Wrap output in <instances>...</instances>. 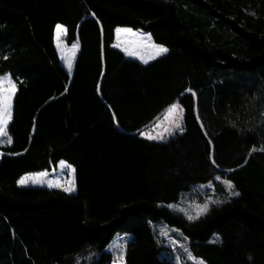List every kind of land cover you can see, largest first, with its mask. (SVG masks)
<instances>
[{"label":"trees","instance_id":"trees-1","mask_svg":"<svg viewBox=\"0 0 264 264\" xmlns=\"http://www.w3.org/2000/svg\"><path fill=\"white\" fill-rule=\"evenodd\" d=\"M57 23L79 45L71 76ZM118 26L168 52L148 64L126 58L112 46ZM4 54L0 74L18 91L13 143L0 146V264H112L105 249L117 232L131 235L125 264H176L157 244L158 221L206 264H264V153L251 152L264 146V0H0ZM173 102L186 131L167 143L140 137ZM60 160L75 169L74 193L17 185ZM215 176L240 195L193 221L167 207Z\"/></svg>","mask_w":264,"mask_h":264},{"label":"snow or ice","instance_id":"snow-or-ice-1","mask_svg":"<svg viewBox=\"0 0 264 264\" xmlns=\"http://www.w3.org/2000/svg\"><path fill=\"white\" fill-rule=\"evenodd\" d=\"M55 28L56 34L54 40L56 50L59 53L60 59L64 62V65L68 70V74L71 76L75 53L79 45L78 43H73L71 48L68 49L62 42L66 33L64 26L57 23ZM115 36L116 42L112 46L119 48L126 56L136 57L143 64H148L149 61L155 60L157 57H160L168 52V48H166L163 44L154 43L150 34L141 33L139 30L133 32L131 28L117 27L115 29ZM0 59L7 61L9 59V55L4 54L0 57ZM97 90L99 91V86ZM17 91V82L13 79L12 75L9 72H3L0 74V145H11L13 143V138L9 135L8 128L10 122L13 120V101ZM65 91H67V87L65 88ZM186 92L191 93V88L186 89ZM192 94L195 95V93ZM184 115L185 110L181 107V105L178 102H173L167 106L162 116H156L153 121H151L148 125H145L146 130H138V135L148 141L167 143L169 142L170 137H175L177 133L183 134L186 131L184 127ZM261 116L264 117V112L261 113ZM113 119L114 121L116 120L115 114H113ZM197 120H200L198 115ZM200 126L201 129H203L202 122ZM232 127H236V125L232 124ZM261 127H264V121H262ZM248 131L251 132L252 130L249 129ZM205 135H207L206 132ZM207 143L211 144L212 141L209 139ZM257 150L264 153V146L259 149L253 146L251 152H255ZM209 161L213 167H218L216 160L214 159V155L210 154ZM58 167L60 171L57 173L56 169H53V173L51 175L54 178L52 179H48L50 175L48 171H41L21 175L17 179L16 183L18 186L46 184L49 189H62L65 193H74L76 191L75 169L71 164H67L64 160H60L58 162ZM228 171L234 170L229 169ZM65 176L66 178H62ZM214 179L216 181H220L222 185L225 186L228 190V196L223 200L219 198L212 199L209 197L205 203L197 205V213L195 216L189 215L183 208H178L177 210L183 212L189 221L196 220L207 214L209 212L210 205H221L228 202L229 197H238L240 195L238 191H235V185L231 180L221 179V176H215ZM167 207L169 209H173L177 206L168 204ZM159 235L165 239L163 241L158 239V245L167 242L168 245L173 247L174 251H176L177 241L169 236L168 230L161 228L159 230ZM130 239L129 234L125 233L122 237L118 236L116 242L110 244L105 249L106 253L113 255L112 264H124L127 242ZM219 239L220 238L217 236L214 242H219ZM120 241L124 242L121 243ZM179 249L182 251L175 256L176 264H186V261H193L194 264H206L202 258L198 259L195 257L192 254L191 249L186 247L184 244H180ZM181 256L185 257L186 261H182ZM95 264H98V260L95 261Z\"/></svg>","mask_w":264,"mask_h":264},{"label":"rangeland","instance_id":"rangeland-1","mask_svg":"<svg viewBox=\"0 0 264 264\" xmlns=\"http://www.w3.org/2000/svg\"><path fill=\"white\" fill-rule=\"evenodd\" d=\"M62 25V24H61ZM64 26V25H63ZM118 27H121V28H130V27H126V26H118ZM64 28H65V26H64ZM117 28V27H116ZM132 29V28H131ZM65 30H66V28H65ZM133 30V32H136L138 29H132ZM139 32H141V33H147V34H149L148 32H146V31H143V30H139ZM55 34H56V28L54 29V37H55ZM63 44H65L66 46H67V48L68 49H70L71 48V45L73 44V43H77V42H71V43H67V41H66V33H65V35H64V37H63ZM116 42V36H115V33H114V42H113V44ZM54 44H55V40H54ZM56 47V46H55ZM117 49H119V48H117ZM76 53H77V51H76ZM76 53H75V56H76ZM58 55H59V53H58ZM59 58H60V56H59ZM60 61H61V63H62V65L65 67V65H64V62L60 59ZM74 62V61H73ZM66 68V67H65ZM67 69V68H66ZM163 114V113H162ZM162 114H161V116H162ZM143 130H146L145 128L143 129ZM178 134V133H177ZM171 138H173V137H170L169 139H171ZM0 146H3V145H0ZM67 163V162H66ZM67 164H69V163H67ZM53 169H56V172L57 173H59V167H58V163H57V165L55 166V167H53L52 169H50V170H45V171H48L49 173H50V175H49V177H48V179H52V178H54L51 174L53 173ZM38 172H41V171H38ZM29 173H35V172H29ZM26 174V173H25ZM24 175V174H23ZM62 178H66V176L65 177H62ZM29 186H35V187H41V188H48L47 187V185L46 184H43V185H29ZM22 187H28V186H22ZM224 188L225 190H226V192H227V194H228V190L225 188V186H223L222 185V183L219 181V184H216L215 186L214 185H210L209 187H207L206 189H200L199 191L197 190V191H194V192H191V193H187V194H184L182 197H181V199L179 200V202L178 203H171V204H173V205H176L177 207L176 208H173L172 210H175V211H177V209L178 208H183L184 210H185V212H187L189 215H193V216H195L196 215V213H197V205L199 204V205H202L203 203H205L206 202V200L209 198V197H211L212 199H213V191H214V189L216 190V191H218L219 189H221V188ZM49 189V188H48ZM60 190H62V189H60ZM63 191V190H62ZM221 191V190H220ZM197 193H200V195L199 194H197ZM201 196V197H200ZM180 212V211H179ZM181 213H183V212H181ZM184 214V213H183ZM186 217V216H185ZM150 226L152 227V229L154 230V232L157 234V235H159V230L161 229V228H164V229H166V230H168L169 231V236H171V238L172 239H174V240H176L177 241V249H176V251H174V249H173V247H171L170 245H168V243L167 242H165V245H168L170 248H171V250L172 251H174V255H177V254H179L182 250H180L179 249V245L180 244H184L185 246H186V239L184 238V237H182L181 235H180V232L179 231H175V230H177L176 228H174V227H172V226H170V225H168V224H166L165 222H163V221H158V222H154V223H150ZM125 233H120V232H117V233H115L114 234V236H113V239H112V241L110 242V244H112V243H115L116 242V240L118 239V236H120V237H122L123 235H124ZM128 234V233H127ZM129 236H130V238H131V235L129 234ZM160 236V235H159ZM162 236H160V238H161ZM162 239L164 240L165 238L164 237H162ZM131 240V239H130ZM129 240V241H130ZM128 241V242H129ZM121 243H123L124 241H120ZM127 242V243H128ZM110 244H108V246L110 245ZM107 246V247H108ZM106 247V248H107ZM183 256H181V260H183ZM124 264H125V262H124Z\"/></svg>","mask_w":264,"mask_h":264},{"label":"crops","instance_id":"crops-1","mask_svg":"<svg viewBox=\"0 0 264 264\" xmlns=\"http://www.w3.org/2000/svg\"><path fill=\"white\" fill-rule=\"evenodd\" d=\"M119 50H120V49H119ZM123 54H124V53H123ZM165 54H166V53H165ZM124 55H125V54H124ZM125 57H126V58H129V59H135V60L139 61L136 57H133V56H126V55H125ZM139 62H140V61H139ZM149 62H150V61H149Z\"/></svg>","mask_w":264,"mask_h":264}]
</instances>
